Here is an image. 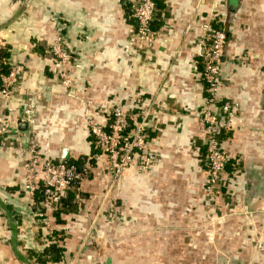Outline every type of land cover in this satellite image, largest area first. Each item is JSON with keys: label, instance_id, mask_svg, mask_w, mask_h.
Returning <instances> with one entry per match:
<instances>
[{"label": "crops", "instance_id": "crops-1", "mask_svg": "<svg viewBox=\"0 0 264 264\" xmlns=\"http://www.w3.org/2000/svg\"><path fill=\"white\" fill-rule=\"evenodd\" d=\"M134 1L0 0V48L24 68L14 95H0V112L18 122L0 139V264H26L17 250H42L55 230L66 252L49 264H264V0H220L229 41L219 99L239 109L223 137L231 159L215 196L206 190L207 87L197 50L215 0H157L152 46L139 41ZM57 34L71 63L52 53ZM89 101L147 113L159 154L151 170L129 167L114 179L88 123L89 114L107 117ZM32 138L42 149L49 143L55 160L95 159L79 188L87 197L62 223L53 210L43 223L38 196L24 189Z\"/></svg>", "mask_w": 264, "mask_h": 264}, {"label": "built area", "instance_id": "built-area-1", "mask_svg": "<svg viewBox=\"0 0 264 264\" xmlns=\"http://www.w3.org/2000/svg\"><path fill=\"white\" fill-rule=\"evenodd\" d=\"M213 6L212 17L201 24V32L197 39V50L202 58L201 76L207 87V106L200 118L205 133L206 159L209 168L206 190L211 196L219 192L222 172L231 159V155L223 148V137L230 129L231 118L239 109L237 102L219 99L224 81L222 64L229 35L225 29L227 12L221 10L222 1L215 0ZM156 14L157 0H135L131 4V16L136 21L139 41L147 46H152L159 36L158 30L154 27ZM52 53L60 62L71 63L74 59L65 47L62 34H57L52 45ZM23 69L22 65H11L10 72L2 75L0 95L3 98L10 99L14 95L15 84ZM61 79L64 85L69 87L70 76L67 71L61 73ZM88 105L107 117L106 123H100L89 114L88 123L97 149L101 154L106 155L109 161L110 172L114 179L129 167L151 170L156 165L159 154L150 145L151 131L146 124L147 116L145 117L147 113H141L136 118L138 114L135 115L119 105L107 106L93 101H89ZM14 126L18 128V122H13L11 118L4 117L0 112V139H3ZM41 149L38 141L32 138L27 150L30 157L24 161L26 170L24 189L35 197L42 182L43 198L35 200L36 215L43 223L49 224L47 211L60 208L64 193L73 185L81 184L93 169V164L85 162L79 165L66 158L55 160L51 156L49 143H46L43 151ZM22 152H25L24 148ZM40 167L41 173H39Z\"/></svg>", "mask_w": 264, "mask_h": 264}, {"label": "trees", "instance_id": "trees-1", "mask_svg": "<svg viewBox=\"0 0 264 264\" xmlns=\"http://www.w3.org/2000/svg\"><path fill=\"white\" fill-rule=\"evenodd\" d=\"M220 26V24H218ZM10 47L8 45L0 48V86H2V75L8 74L11 70L10 64ZM109 117V122H110ZM92 136V135H91ZM92 141L95 143V138L92 136ZM97 153H100L99 149H96ZM58 160V159H57ZM73 161V160H72ZM77 164L81 165L85 162H81L80 160L75 161ZM93 166L95 165V159H91L90 161ZM92 173V170L88 174L89 177ZM42 182H40L39 190L36 194L38 196L37 201L42 199ZM80 184H75L71 187V189L67 190L61 198V206L59 209L54 210L53 214L55 215L57 221L62 223L64 220L62 218V213H66L67 211H73L78 206L75 203L80 201V198L87 197L85 194L80 191ZM63 208V210H61ZM65 238L63 232L53 231L51 234L47 236V243L43 247L42 250L38 251L35 249L26 250V256L17 250V254L21 259H24L26 264H49L56 263L63 260L66 248L61 243ZM12 246L16 247L15 242H12ZM33 260V261H32Z\"/></svg>", "mask_w": 264, "mask_h": 264}]
</instances>
